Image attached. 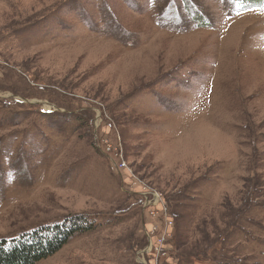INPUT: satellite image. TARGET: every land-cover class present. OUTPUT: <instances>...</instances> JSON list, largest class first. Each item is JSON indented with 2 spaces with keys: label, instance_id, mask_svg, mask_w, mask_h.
I'll return each mask as SVG.
<instances>
[{
  "label": "rangeland",
  "instance_id": "obj_1",
  "mask_svg": "<svg viewBox=\"0 0 264 264\" xmlns=\"http://www.w3.org/2000/svg\"><path fill=\"white\" fill-rule=\"evenodd\" d=\"M38 264H264V0H0V242Z\"/></svg>",
  "mask_w": 264,
  "mask_h": 264
},
{
  "label": "trees",
  "instance_id": "obj_2",
  "mask_svg": "<svg viewBox=\"0 0 264 264\" xmlns=\"http://www.w3.org/2000/svg\"><path fill=\"white\" fill-rule=\"evenodd\" d=\"M85 219L65 227L53 226L0 242V264H38L59 253L78 232H86Z\"/></svg>",
  "mask_w": 264,
  "mask_h": 264
}]
</instances>
